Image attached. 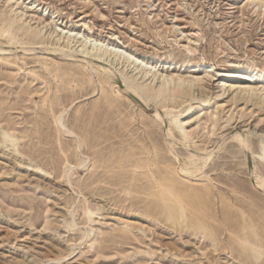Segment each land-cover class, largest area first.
<instances>
[{
    "label": "rangeland",
    "instance_id": "rangeland-1",
    "mask_svg": "<svg viewBox=\"0 0 264 264\" xmlns=\"http://www.w3.org/2000/svg\"><path fill=\"white\" fill-rule=\"evenodd\" d=\"M61 29L196 85L158 96ZM0 47V264H264V0H0Z\"/></svg>",
    "mask_w": 264,
    "mask_h": 264
},
{
    "label": "bare ground",
    "instance_id": "bare-ground-1",
    "mask_svg": "<svg viewBox=\"0 0 264 264\" xmlns=\"http://www.w3.org/2000/svg\"><path fill=\"white\" fill-rule=\"evenodd\" d=\"M16 1H13L12 8L14 11H16L15 5ZM20 15H22V12H19ZM54 33V32H53ZM51 33V37L53 35ZM60 34L58 40L61 41L62 39L66 42L65 45L61 47L63 49L64 47L69 48L70 53L68 56H74V53H81L85 55L86 58H89L90 60L94 61V58H97L99 60H104L105 63V69L110 73L112 76L116 77V67L124 63L127 67H130L133 70V74L135 77H138L139 79H142L144 81H153V80H160L156 86L153 87V91H155L158 96H162L166 94L168 91L173 90L172 85H187V86H194L196 85V81L194 80H188L181 76H174L167 73H162L159 70L155 69V66L152 64L145 62L143 59L137 57L136 55L132 54L131 52L121 49L120 47L107 43L103 40L97 39V38H91L88 36L80 35L78 33H74L71 31H65L61 29V31L58 33ZM61 45L60 43H56ZM29 51L36 49V47H29L25 48ZM24 49V51H26ZM7 49L0 47V52H5ZM9 50V49H8ZM62 51V50H61ZM8 52V51H7ZM6 53V52H5ZM198 81L201 80V78L197 79ZM228 88L232 89L234 88V85H229ZM123 90L128 93L132 98L137 100L141 105L148 106L147 99L141 94L139 90H136L132 88L130 85L125 84L123 85ZM245 91L248 93H253L255 91L263 92L264 94V88H258L256 86H250L248 85L245 88ZM194 108L193 105H191L188 108L189 114L192 109ZM157 108L156 115L164 120L163 114L158 110ZM168 116V114H167ZM59 122L61 123V120L59 119ZM176 127L178 129H184L183 127V121L177 116L175 119ZM3 134V133H2ZM4 135V134H3ZM168 137L172 138L173 140H177L174 134V131L172 128H169L167 130ZM5 136H8L5 134ZM226 136V135H225ZM224 136V137H225ZM229 138L235 143L237 142L240 144L246 153V156L248 152H250L251 148L247 142V140L244 138L242 131L239 130V128H234L233 133L229 136ZM225 139V140H224ZM172 140V141H173ZM224 141L227 140V138H223ZM220 143V142H219ZM173 145V144H172ZM184 145V144H183ZM218 143L209 149H204L200 152H194L192 155V160L196 164V167L198 170L196 172H200L209 165L211 160L214 158L216 151L219 149ZM264 152V147H263ZM194 172V171H193ZM192 172V173H193ZM257 172V171H256ZM252 176H255V185L262 189L264 191V177L255 174L253 170H251Z\"/></svg>",
    "mask_w": 264,
    "mask_h": 264
}]
</instances>
